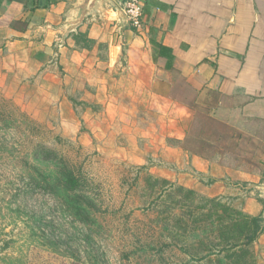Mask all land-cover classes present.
<instances>
[{"label":"crops","instance_id":"crops-1","mask_svg":"<svg viewBox=\"0 0 264 264\" xmlns=\"http://www.w3.org/2000/svg\"><path fill=\"white\" fill-rule=\"evenodd\" d=\"M83 2L0 0V89L64 136L132 163L151 158L152 174L264 220V163L240 169L184 147L196 110V138L212 144L196 150H235L242 140L264 150V128L247 129L264 124V0H139L140 30L123 0H95L81 18ZM14 20L27 26L11 28ZM77 32L91 49L75 45ZM252 251L264 264V233Z\"/></svg>","mask_w":264,"mask_h":264},{"label":"rangeland","instance_id":"rangeland-1","mask_svg":"<svg viewBox=\"0 0 264 264\" xmlns=\"http://www.w3.org/2000/svg\"><path fill=\"white\" fill-rule=\"evenodd\" d=\"M2 101L17 105L0 89V110L5 111ZM85 109L81 106L76 115L83 116ZM193 113L191 134L195 136L196 130L200 133L204 129L194 125L202 113L196 110ZM36 122L47 131L41 135L46 144L81 166L92 182L100 207L96 215L100 227L93 233L95 241L84 246L81 240L88 230L73 222L52 198L39 196L12 202L13 188L19 184L16 172L20 171V165L11 157L28 150L19 133H4L0 129V264H183L185 257L176 249H167V232L156 222L166 206L156 208L159 204L153 202L156 195L145 184L147 176L163 179L150 172L154 163L151 158L145 163H132L124 159L128 155L121 156L117 150H97L95 142L89 139V144L83 145L79 134L64 136L56 131L55 122ZM247 126V129L264 128L261 122ZM83 130L81 125L79 133ZM55 137L60 141H54ZM241 143L235 152L245 158L254 155V167L260 168L264 163V150L245 147L243 140ZM216 159L220 160V156ZM216 159L205 160L211 163L218 161ZM221 162L229 164L226 160ZM221 199L229 204L225 197ZM71 255L79 259H71Z\"/></svg>","mask_w":264,"mask_h":264},{"label":"trees","instance_id":"trees-1","mask_svg":"<svg viewBox=\"0 0 264 264\" xmlns=\"http://www.w3.org/2000/svg\"><path fill=\"white\" fill-rule=\"evenodd\" d=\"M20 23L24 28L27 26L22 20H14L10 26L16 28ZM72 39L82 49L89 50L95 44L84 32H77ZM2 102L6 110H0V129L4 133H19L28 150L11 157L20 165V171L16 172L19 184L13 188L12 202L39 196L52 198L73 222L88 230L81 243L89 246L95 241L94 231L100 227L96 217L100 207L92 182L81 166L46 144L41 135L47 131L39 123L13 102ZM204 119L207 124H215L209 117ZM193 129L192 125L184 141L187 152L207 160L219 155L223 161L240 169L254 165V155L245 158L235 150L216 154L215 150H196L197 145L211 147L212 144L198 142L197 130L195 136L191 134ZM53 140L60 141V138ZM145 184L156 195L153 200L159 203L156 208L166 206L156 222L167 232V249H176L185 257L183 264H256L252 245L264 233V220L260 216L244 213L228 198L229 204L221 199L223 197L207 198L166 179L147 176ZM70 258L79 259L73 255Z\"/></svg>","mask_w":264,"mask_h":264},{"label":"built area","instance_id":"built-area-1","mask_svg":"<svg viewBox=\"0 0 264 264\" xmlns=\"http://www.w3.org/2000/svg\"><path fill=\"white\" fill-rule=\"evenodd\" d=\"M121 7L129 24L136 30H140L142 28V22L139 0H123Z\"/></svg>","mask_w":264,"mask_h":264},{"label":"water","instance_id":"water-1","mask_svg":"<svg viewBox=\"0 0 264 264\" xmlns=\"http://www.w3.org/2000/svg\"><path fill=\"white\" fill-rule=\"evenodd\" d=\"M95 0H84L83 5L81 7V18L85 16V14L89 11V9L93 6Z\"/></svg>","mask_w":264,"mask_h":264}]
</instances>
